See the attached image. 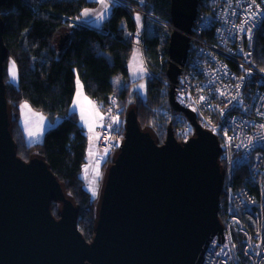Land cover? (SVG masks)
<instances>
[{
  "label": "water",
  "instance_id": "1",
  "mask_svg": "<svg viewBox=\"0 0 264 264\" xmlns=\"http://www.w3.org/2000/svg\"><path fill=\"white\" fill-rule=\"evenodd\" d=\"M7 1L0 0V264H199L208 241L224 232L225 179L218 136L175 98L200 0H172L167 24L173 28L166 74L170 99L194 134L181 141L171 124L160 144L129 108L124 140L103 179L90 241L78 225L79 205L48 161L18 154L4 73ZM68 39L61 36L59 47ZM53 202L60 204L59 216Z\"/></svg>",
  "mask_w": 264,
  "mask_h": 264
},
{
  "label": "trees",
  "instance_id": "2",
  "mask_svg": "<svg viewBox=\"0 0 264 264\" xmlns=\"http://www.w3.org/2000/svg\"><path fill=\"white\" fill-rule=\"evenodd\" d=\"M145 9L172 23V0H145ZM95 0H8L4 6V40L8 57L5 60V83L12 106V129L19 156L29 160L32 155L44 157L52 171L63 182L66 193L79 205L80 229L90 241L93 238L98 202L86 188L82 172L87 161L89 136L71 112L79 74L85 91L94 101L107 104L115 94L121 112L127 116L129 108L138 112L139 123L153 133L162 144L172 124L184 123L182 112L173 107L170 83L166 77L169 63V41L173 28L151 16L144 18L143 45L148 67L161 77L148 75L146 96L131 90L129 81L130 55L137 44L134 12L113 3L103 29L77 23L82 9ZM203 0H200L199 7ZM68 35L63 47L60 37ZM255 59L264 69V20L255 38ZM9 59L16 63L18 80L9 73ZM120 73L124 85L116 89L112 77ZM27 100L37 109L59 121L49 128L42 142L29 143L20 121V103ZM191 134H194L192 127ZM109 155L103 162L106 169L113 161ZM224 167V165H223ZM242 183V180L240 181ZM226 189L221 194V212H227ZM53 213L58 215L60 204L53 202ZM236 239L240 237L236 234Z\"/></svg>",
  "mask_w": 264,
  "mask_h": 264
},
{
  "label": "built area",
  "instance_id": "3",
  "mask_svg": "<svg viewBox=\"0 0 264 264\" xmlns=\"http://www.w3.org/2000/svg\"><path fill=\"white\" fill-rule=\"evenodd\" d=\"M108 1L134 12L137 43L145 56L144 18L157 16L145 9V0ZM198 9L175 98L221 142L228 206L224 232L208 241L199 264H264V69L254 51L264 0H203ZM146 67L149 76H162L147 62ZM94 103L104 115L97 130L88 133L87 147L104 162L124 140L126 115L115 94L107 104ZM181 119L185 124L177 132L186 141L194 127L183 112Z\"/></svg>",
  "mask_w": 264,
  "mask_h": 264
},
{
  "label": "rangeland",
  "instance_id": "4",
  "mask_svg": "<svg viewBox=\"0 0 264 264\" xmlns=\"http://www.w3.org/2000/svg\"><path fill=\"white\" fill-rule=\"evenodd\" d=\"M211 1V0H207ZM111 7L113 3L108 0H95L91 5H88L82 9L81 16L78 18L79 21L83 23L95 24L102 26L104 20L109 18ZM85 10H88L89 15L84 16L83 13ZM103 14V18L100 16ZM137 16L140 17L137 12ZM160 18V17H159ZM130 60L128 64L129 68V81L131 82V90L139 91L141 95L146 96L148 93L147 84H148V68L146 67V60L141 54L140 49L135 44L133 48ZM135 57V59H134ZM9 73L11 74V66L14 62L12 59H9ZM16 66V63H15ZM17 67V66H16ZM17 71V68H16ZM13 82H17V77L13 79L12 75L10 76ZM114 86L116 89L121 88L124 85V80L120 73L115 74L112 77ZM77 88L76 94L74 96L71 112L76 113L78 116V121L80 125L84 128L85 132H88L89 135L97 130V127L100 124L104 113L100 112L96 108V104L93 102L92 98L85 91L83 81H81L79 74L76 77ZM143 85V87H141ZM27 105V107H24ZM20 121L22 123V128H24L25 138L29 143H39L44 139L46 131L52 127L55 123L59 121V118H51L43 110H39L33 105H31L27 100H23L20 103ZM35 133L33 136H29V132ZM87 161L83 167V178L86 181V188L92 192L93 196L97 198L99 204V199L101 196V188L103 186L104 178L106 175V169L103 168V161L97 158L95 150L88 148Z\"/></svg>",
  "mask_w": 264,
  "mask_h": 264
},
{
  "label": "snow or ice",
  "instance_id": "5",
  "mask_svg": "<svg viewBox=\"0 0 264 264\" xmlns=\"http://www.w3.org/2000/svg\"><path fill=\"white\" fill-rule=\"evenodd\" d=\"M84 16H88L89 15V12L88 10H85L84 13H83ZM100 18L102 19L103 18V14H101ZM137 20H139V16L136 17ZM135 59V57H134ZM11 75L13 77V79H15L17 77V71H16V66H15V62L12 63V66H11ZM141 87H143V85H141ZM24 107H27V105H25ZM35 135V133L33 132H29V136H33Z\"/></svg>",
  "mask_w": 264,
  "mask_h": 264
},
{
  "label": "crops",
  "instance_id": "6",
  "mask_svg": "<svg viewBox=\"0 0 264 264\" xmlns=\"http://www.w3.org/2000/svg\"><path fill=\"white\" fill-rule=\"evenodd\" d=\"M112 8L113 7H111V10H112ZM110 13H111V11H110ZM105 21V20H104ZM76 22L77 23H81V21H79L78 19L76 20ZM83 23V22H82ZM104 23V22H103ZM85 24H87V25H90V26H94V27H96V28H98V29H103V24H102V26L100 25V26H98V25H95V24H89V23H85ZM137 46H138V48L140 49V52H141V54L143 55V53H142V49H141V46L137 43L136 44ZM144 58H145V56H144ZM93 100V99H92ZM93 102H94V100H93Z\"/></svg>",
  "mask_w": 264,
  "mask_h": 264
}]
</instances>
